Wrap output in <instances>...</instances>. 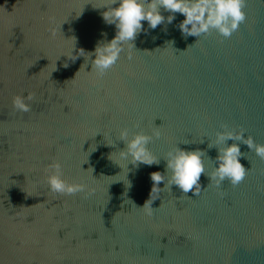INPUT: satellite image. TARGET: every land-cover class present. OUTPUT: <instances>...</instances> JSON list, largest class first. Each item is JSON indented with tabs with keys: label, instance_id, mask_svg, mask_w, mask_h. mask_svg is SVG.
<instances>
[{
	"label": "water",
	"instance_id": "95a60500",
	"mask_svg": "<svg viewBox=\"0 0 264 264\" xmlns=\"http://www.w3.org/2000/svg\"><path fill=\"white\" fill-rule=\"evenodd\" d=\"M106 2L0 0V264H264V160L229 138L250 171L246 182L217 184L218 149L209 147L218 130L242 129L264 145V0H245L246 19L230 36H185L177 11L100 74L83 55L62 53L72 36L87 51L115 35L101 15ZM29 92L31 110H16L12 97ZM122 127H159L148 149L160 163H130L126 175L109 159L126 146ZM177 145L204 149L198 194L169 187L164 157ZM54 159L83 191L50 189ZM155 170L166 179L149 215L139 206Z\"/></svg>",
	"mask_w": 264,
	"mask_h": 264
},
{
	"label": "clouds",
	"instance_id": "9594fccd",
	"mask_svg": "<svg viewBox=\"0 0 264 264\" xmlns=\"http://www.w3.org/2000/svg\"><path fill=\"white\" fill-rule=\"evenodd\" d=\"M245 0H107L103 6L105 10L101 13L106 23L115 25V35L110 40H99L94 49L85 50L83 47L77 49V37H74L72 47L68 52L62 53L68 58L75 60L78 56L83 55L85 60L91 62L92 68H95L100 74L114 65L120 58L121 53L127 45L128 56L131 58V49L136 48L135 41L141 32H146L148 28L155 29L165 20L171 23L175 19L176 12L183 14V19L179 22L178 27L182 34L200 36L210 30L215 29L223 36H230L238 29L241 22L246 19L244 9ZM161 8L167 10L170 14L165 17ZM144 21L148 22L145 28ZM55 34V33H53ZM172 45L174 40H170ZM168 42V41H167ZM74 49H77L74 51ZM61 54V55H62ZM67 60L65 66H67ZM91 68V69H92ZM34 93L29 92L27 96L17 93L12 97V105L19 111H30ZM222 125V128H226ZM98 133V132H97ZM96 133V134H97ZM244 130L239 132L233 130H218L215 142L209 141V147L216 146L218 154L215 157V166L211 173V179L216 183H221L225 178L231 180L233 184L246 182L248 172L245 165L241 162L240 157L246 156L241 151L239 143L228 144L231 138L234 141H243L251 150H255L257 156L264 160V145H258L251 135L245 136ZM161 131L159 127H154L152 132L143 130L132 132L128 127L119 129L118 136L124 140L126 146L109 153V159L117 163L122 169L126 168L127 173L131 171L129 164L138 167L140 163L159 164L160 159L155 157L148 149V142L153 137H159ZM202 142V141H201ZM114 145L115 141L106 143ZM95 147L93 150H95ZM117 152L119 162L112 159V154ZM204 149H186L177 145L170 149L164 157L166 161L165 170L170 172L168 181L169 187L175 184L183 192L189 190L198 194L202 188L201 174L205 173V164L203 160ZM46 180L53 192L56 193H74L83 191L86 185L82 183L69 182L64 178L62 164L59 160H51L45 167ZM153 181L149 198L146 199L143 206L147 213H152V192L160 189V181H165L164 172L155 170L150 173ZM128 179V176H127ZM120 181V180H117ZM131 186V181L128 179ZM151 201V205L149 202ZM134 202V201H133ZM135 203V202H134ZM136 204V203H135Z\"/></svg>",
	"mask_w": 264,
	"mask_h": 264
}]
</instances>
